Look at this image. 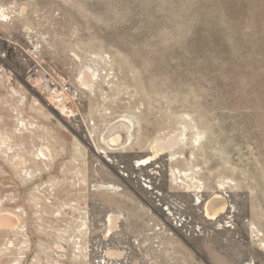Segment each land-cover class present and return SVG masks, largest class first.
Segmentation results:
<instances>
[{
  "label": "rangeland",
  "instance_id": "1",
  "mask_svg": "<svg viewBox=\"0 0 264 264\" xmlns=\"http://www.w3.org/2000/svg\"><path fill=\"white\" fill-rule=\"evenodd\" d=\"M0 5V264H264V0ZM35 64L78 88L66 113Z\"/></svg>",
  "mask_w": 264,
  "mask_h": 264
},
{
  "label": "built area",
  "instance_id": "2",
  "mask_svg": "<svg viewBox=\"0 0 264 264\" xmlns=\"http://www.w3.org/2000/svg\"><path fill=\"white\" fill-rule=\"evenodd\" d=\"M12 44L11 39L3 40L0 36V72L11 84L15 80V72L5 64V60ZM27 80L39 91L44 92L49 104L61 113H66L68 106L79 98L78 88L61 78L51 66L35 64L27 70Z\"/></svg>",
  "mask_w": 264,
  "mask_h": 264
},
{
  "label": "bare ground",
  "instance_id": "3",
  "mask_svg": "<svg viewBox=\"0 0 264 264\" xmlns=\"http://www.w3.org/2000/svg\"><path fill=\"white\" fill-rule=\"evenodd\" d=\"M3 7L0 5V13H2ZM2 16H6V14L3 12ZM7 17V16H6ZM4 18V17H3ZM95 72L90 68V67H86L83 68L79 74V80L81 81V83L89 89L93 88V83L95 80ZM177 137L178 134H176L175 136H172L170 138H168V140L163 143H157L153 146V150H154V157H156L160 152H164L167 151L168 149H172V147L174 148V145L177 143ZM110 141L114 142V143H120L123 139L122 134L118 133V132H113L110 134L109 138ZM47 151V150H46ZM45 154V153H44ZM152 155L147 157V158H143L141 160H139V166H143V165H147L150 161H153L154 158ZM138 162V161H137ZM111 187V186H109ZM208 208L211 211V215L213 216H219L221 215V212H223L226 209L227 203L226 201L222 198V196H214L213 198H211V200H209L208 204H207ZM108 234L112 233L116 227L118 226V216L114 213H111L108 215ZM215 219V218H214ZM16 223L15 218L13 217V214L8 213V214H4L0 216V228L2 227H11ZM123 252V251H122ZM121 251H118L117 249H109L107 251V254L110 257H119L122 254Z\"/></svg>",
  "mask_w": 264,
  "mask_h": 264
}]
</instances>
